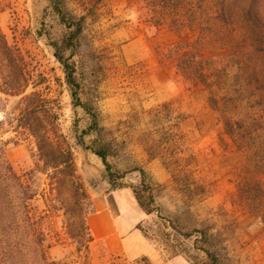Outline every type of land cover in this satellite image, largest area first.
Returning <instances> with one entry per match:
<instances>
[{"label":"rangeland","instance_id":"rangeland-1","mask_svg":"<svg viewBox=\"0 0 264 264\" xmlns=\"http://www.w3.org/2000/svg\"><path fill=\"white\" fill-rule=\"evenodd\" d=\"M151 5V0H102L91 8L88 0H65V18L74 26L67 29L47 0H0V30L23 55L28 71L40 76L38 90L58 116L60 133L74 153L78 180L90 198L105 199L120 226L130 225L137 232L132 238L137 256L129 260L120 251L108 255L91 244L86 255L87 238L80 243L68 238V215L54 202L45 177L28 174L35 169L36 154L32 140L16 129L22 95L7 98L0 112V141L5 143L6 161L35 192L26 202L33 230L44 235L48 256L57 264H206L200 251L202 232L218 264H264V176L252 170L251 151H238L222 134L218 115L207 104L209 94L192 96L174 78L173 67L162 56L178 38L167 28L168 18L157 25L160 18ZM80 19L82 31L70 42L68 36ZM181 34L195 39L185 30ZM57 56L74 69L79 101L89 113L73 106ZM208 56L215 62L212 72H217L218 90L211 97L219 99L222 90L237 89L235 68L226 53ZM232 94L228 113L244 115L246 104ZM168 103L188 117L175 127L172 138L167 136L169 125L156 119ZM91 116H96L99 130L82 138L83 147L79 138ZM86 146H103L119 178L109 181L101 160ZM149 151L159 153L169 170L151 159ZM171 171L189 176L190 195ZM245 184H250L246 190ZM149 194L153 203L147 214L135 195L145 201ZM17 212L24 220L23 210ZM186 233L192 236L181 235Z\"/></svg>","mask_w":264,"mask_h":264},{"label":"trees","instance_id":"trees-1","mask_svg":"<svg viewBox=\"0 0 264 264\" xmlns=\"http://www.w3.org/2000/svg\"><path fill=\"white\" fill-rule=\"evenodd\" d=\"M47 1L54 5V10L67 29L74 27L71 24L73 22H70L72 20L65 18V0ZM101 2L88 0V5L95 8ZM151 3L160 18L157 25L164 23L161 19L168 18V26L178 38L162 59L172 65L191 88H202L203 92L209 94L207 104L218 115L222 134L238 151H251L252 170L264 176V0H151ZM82 23L83 19H80L75 24L68 41L79 36ZM182 30L195 34V39L189 41L181 38ZM210 53H226L235 68L233 83H236L237 89L233 92L230 88L222 90L219 99L211 97L218 88L215 84L217 72H212L215 62L208 56ZM57 58L64 67L65 82L73 106L89 113L88 106L79 101L74 69L62 58ZM37 78L40 76L28 71L23 55L8 44L0 30V112L7 98L23 95L22 107L16 116V129L32 140L36 154L35 169L28 174L36 173L45 177L54 202L58 204L59 210L68 215L65 226L68 238L75 243L87 238L83 246V252L87 255L91 237L86 218L93 213L92 200L78 180L73 150L60 133L58 116L49 99L38 90L41 83ZM232 93L238 94L237 101L246 104L242 116L233 117L228 113L227 107L234 101ZM161 109L164 111L157 113L156 119H163L169 125L167 136L172 138L175 127L185 121L187 116L177 113L168 105ZM98 130V120L96 116H91V123L87 130L81 132L79 143L84 147L82 138ZM168 141L171 148L173 140ZM4 148L5 143L0 141V264H57L48 256L44 235L37 234L30 222L26 202L35 197V192L6 161ZM85 150L101 160L109 181L119 178L108 164V155L103 146H86ZM153 151L147 152L149 157L159 159L168 171L167 161ZM169 173L184 191L189 195L192 193L189 176H180L172 171ZM245 185V190L250 187V184ZM257 191L261 193V190ZM135 199L143 211L152 213L151 194L145 201L138 195H135ZM18 210H23L25 221L18 218ZM201 234L204 248L200 251L206 257V264H218L216 254L209 249V237L204 232ZM181 235L189 238L192 233Z\"/></svg>","mask_w":264,"mask_h":264},{"label":"crops","instance_id":"crops-1","mask_svg":"<svg viewBox=\"0 0 264 264\" xmlns=\"http://www.w3.org/2000/svg\"><path fill=\"white\" fill-rule=\"evenodd\" d=\"M167 28L172 31L169 26H167ZM173 45H171L169 49L172 48ZM172 73L174 75V78L181 82L185 86L188 93H190L192 96H195V94L199 91H203L202 88H191L185 81H183V79L177 72ZM172 101L174 102V100ZM166 105L172 108L171 103H168ZM187 119L181 124L185 123ZM219 126L221 125L219 124ZM91 200L93 213L87 216L86 223L89 231V236L91 237L90 244L91 247H93L92 249L95 248V250H99L100 252H104L108 255L115 254L116 252L120 251L125 253L128 259L130 257L132 258V256H137L133 254H137L138 250H134L132 245V238L137 232L132 231L130 225L123 226L121 224L120 226L119 218H116L115 213L111 210L105 199L92 197ZM131 258L129 260H132ZM119 264H129V262Z\"/></svg>","mask_w":264,"mask_h":264}]
</instances>
